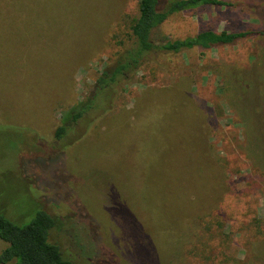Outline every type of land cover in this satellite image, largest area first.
Masks as SVG:
<instances>
[{
	"label": "rangeland",
	"instance_id": "374dc122",
	"mask_svg": "<svg viewBox=\"0 0 264 264\" xmlns=\"http://www.w3.org/2000/svg\"><path fill=\"white\" fill-rule=\"evenodd\" d=\"M219 1L161 33L254 34L154 56L57 139L139 0H0V210L49 212L75 264H264V0Z\"/></svg>",
	"mask_w": 264,
	"mask_h": 264
},
{
	"label": "trees",
	"instance_id": "16d2710c",
	"mask_svg": "<svg viewBox=\"0 0 264 264\" xmlns=\"http://www.w3.org/2000/svg\"><path fill=\"white\" fill-rule=\"evenodd\" d=\"M210 3L228 4L219 0H139V15L133 20L129 44L100 73L88 97L64 115L55 137L64 138L74 123L88 115L110 111L121 84L154 56L195 47L230 45L254 34L253 31L206 29L184 38H171L161 33L162 25L172 15ZM56 225L57 219L43 209L26 224L11 220L0 210V239L7 244L0 253V264H75L50 239Z\"/></svg>",
	"mask_w": 264,
	"mask_h": 264
}]
</instances>
